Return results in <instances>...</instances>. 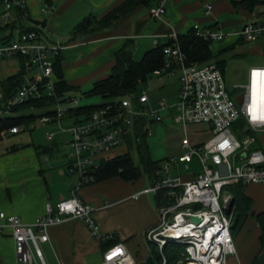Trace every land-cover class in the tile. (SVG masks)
Wrapping results in <instances>:
<instances>
[{
	"label": "built area",
	"instance_id": "2783aa9c",
	"mask_svg": "<svg viewBox=\"0 0 264 264\" xmlns=\"http://www.w3.org/2000/svg\"><path fill=\"white\" fill-rule=\"evenodd\" d=\"M24 3L25 0H1L2 20L10 21L12 8L24 6ZM211 9V3H206V12ZM164 12V3L150 9L151 15L156 18ZM193 28L197 35L211 41L221 40L226 35L215 26L195 25ZM238 34L246 41L258 40L264 36V22L249 20ZM169 41L164 43V64L153 74H172L178 70V86L172 101L166 95L153 101L148 91L140 88L107 101L89 113L70 116L67 110L80 104L78 98L66 96L55 103L51 113H42L39 121L57 122L62 130L67 129L62 124L64 117L72 121L68 127L70 151L67 169L78 175L77 186L93 182V172L101 161L118 155L117 148L124 147V153L135 152L137 128L144 123L143 119L142 128L147 136L152 133L151 125L165 117L180 123L184 131L181 140L183 152L160 162L155 170L156 177L141 190L160 193L163 201L158 205L159 223L147 232V240L161 249L168 243L184 245L185 257L181 262L185 264H227V256L236 252L232 231L235 203L232 192L224 187L234 183L264 182V149L258 145L256 136L257 131L264 130V104L255 106L251 103L253 72L264 70V66L250 68L246 90L235 96L228 88L223 68L217 61H189L178 34H171ZM65 48L67 45L61 42L43 40L40 25L21 30L11 40L0 43V58L23 56L27 69H40L3 101L0 117L16 114L14 107L29 99L56 94L55 61ZM0 99H3L1 89ZM63 101L70 102L65 109L60 108ZM161 110H166L167 114L162 116ZM240 119H244V123ZM200 123L208 125L211 131L206 141H194L189 135L188 125ZM29 127L32 128V124ZM19 131L20 126L15 125L2 133ZM53 136L54 132L49 131L48 138L53 140ZM193 158L201 163V171L191 173L187 178L181 176L177 164L183 162L188 167ZM173 165L175 169H172ZM93 211L92 204L85 202L74 191L70 197L60 199L55 205L48 203L45 213L33 223L0 211V226H11L20 261L47 264L40 243L49 240V229L53 225L79 217L85 220L94 236L103 237ZM191 215L201 217V221H194ZM133 263L125 243L118 241L106 247L101 264Z\"/></svg>",
	"mask_w": 264,
	"mask_h": 264
},
{
	"label": "crops",
	"instance_id": "0c3cea01",
	"mask_svg": "<svg viewBox=\"0 0 264 264\" xmlns=\"http://www.w3.org/2000/svg\"><path fill=\"white\" fill-rule=\"evenodd\" d=\"M123 1L25 0L24 6L12 8V17L6 22L1 18L0 5V23L10 22L5 34L12 32L14 37L21 30L40 25L43 40L66 44L60 61L63 79L77 90L107 76L115 62V51L126 42L134 57L140 59L149 48L168 42L171 34H185L199 25L217 27L226 34L223 40L233 46L241 40L238 32L247 21L264 22V0H258L253 11L234 0H155L152 6L140 5L109 27L73 34L86 16L101 17ZM208 2L212 5L209 13ZM162 3L165 12L153 17L150 9ZM22 70L20 57L0 58V82ZM35 73L26 68L24 81ZM6 133L0 135V211L33 223L45 213L48 203L55 205L75 191L94 207L93 217L103 235L94 236L79 217L51 226L49 240L40 243L47 264H101L106 235L125 243L133 264L145 262L150 252L147 232L159 223L160 212L154 193L141 192L147 186L139 177L114 175L77 186L79 177L68 171V160L57 152L58 143L7 145ZM242 193L245 198L232 229L236 252L227 256V264H264L263 227L258 219V213L264 211V182L245 184ZM0 264H28L17 258L12 228L7 224L0 226Z\"/></svg>",
	"mask_w": 264,
	"mask_h": 264
},
{
	"label": "trees",
	"instance_id": "16d2710c",
	"mask_svg": "<svg viewBox=\"0 0 264 264\" xmlns=\"http://www.w3.org/2000/svg\"><path fill=\"white\" fill-rule=\"evenodd\" d=\"M154 1L155 0H125L101 17L88 15L75 26L73 34H88L109 27L138 6H152ZM234 2L244 3L251 11H253L255 6L259 3L258 0H234ZM10 26V22L5 24L0 23V43L7 42L14 37L12 32L5 34V31L10 28ZM178 39L182 49L187 53L189 61L205 62L215 60L222 68L225 64V59L219 56L232 47H226L214 54L211 49L212 41L197 35L194 28L185 34H178ZM241 39L244 40L243 38ZM169 42L170 41L166 43ZM163 49L164 43L157 44L146 50L140 59H136L129 42H126L115 51V62L110 73L103 78L95 80L90 88L84 90L86 95L100 94L107 100L97 104L79 105L75 108H69L67 114L73 116L80 113H89L107 101L116 99L121 95L138 91L140 89V84L146 81L154 70L160 68L164 64L166 57ZM61 57V54L58 55L55 61V70L58 76V79L56 78L55 81L56 94L43 98H32L15 106L14 110L16 114L0 117V135L3 130H7L15 125L25 124L29 127L30 123L33 122L35 118L42 113H51L53 110L52 106L55 105L58 100L65 99L71 90L76 89L75 86L67 83L63 79V72L60 64ZM20 59L23 70L0 82V89L3 92V99H0V109L2 108L3 101L15 93L24 81L26 72L24 57L20 56ZM34 108H45V111L38 113L33 112ZM143 122L145 123V119H143ZM240 122L244 123V119H240ZM144 123H140L137 128L136 158H133L131 153L126 152L118 154L110 160L101 161L98 168L93 172V181L105 179L114 175H122L126 179H136L141 175V167L147 171L151 181L156 177L155 170L159 166V160L151 156L148 136L142 128ZM129 142L132 144L131 138ZM243 186L244 185L241 183H234L224 187L234 195L236 217L234 221L238 220L239 209L242 205L241 200L245 198L242 193ZM155 196L157 205L161 204L163 201L160 198V193ZM258 219L263 227L262 239L264 240V211L258 213ZM115 242H118V238L108 237L102 243L103 248L106 249L108 245ZM184 249V245L178 243H168L161 249L156 243L149 242V256L143 264H164V260L165 264H180L179 259Z\"/></svg>",
	"mask_w": 264,
	"mask_h": 264
},
{
	"label": "rangeland",
	"instance_id": "374dc122",
	"mask_svg": "<svg viewBox=\"0 0 264 264\" xmlns=\"http://www.w3.org/2000/svg\"><path fill=\"white\" fill-rule=\"evenodd\" d=\"M223 39L212 41L211 49L214 54L226 48L228 45H232L228 44ZM219 57L225 59L223 71L226 84L230 91L235 96H237L246 90L245 85H247L249 80L250 67L264 66V36L258 41L246 42L242 39L236 41L230 49L224 51ZM35 71L38 72L40 69L37 68ZM177 77L178 70L172 74L163 73L157 75L151 73L147 80L140 84V88L146 89L153 101L155 98L160 97L161 95H166L169 97V100L172 101L178 85ZM92 84L93 82H89L77 90L73 89L67 94V96L78 98V104L80 105L97 104L106 101L107 99L100 94L86 95L84 93V90L90 88ZM69 105V101H63L60 104V108L65 109ZM44 110L45 108H34L33 112L38 113ZM160 114L165 116L167 112L166 110H161ZM30 124H32V128L27 127L25 124H21L19 125V132L6 133L4 139L7 141V145L15 142L29 143L32 141L36 144L41 143L44 145H49L56 142L58 143L57 152L62 158L68 160L67 154L70 151L68 146L70 130L68 127H70L72 124V121L68 117H64L62 120V124L67 128L66 130L60 129L57 122L41 123L39 121V116L35 118V120ZM188 129L189 135L194 141H206L211 136V131L208 125L204 123L189 124ZM151 130L152 133L148 136L149 150L151 156L154 159L159 160V163L163 162L166 158L178 156L183 152L184 149L181 147V140L184 135V131L183 126L180 123L173 121L171 118L165 117L162 121L154 122L151 125ZM49 131L54 132L53 140L48 138ZM256 136L259 139L258 145L264 149V130L257 131ZM125 151L126 150L124 147H119L116 150V152L119 153H124ZM128 152L131 153L133 158H136V153L134 151ZM237 163L239 164L240 162ZM176 167L179 170V174L185 178H187L191 173H198L202 169V165L197 158H193V160L188 163V167L183 162L178 163ZM172 169H175L174 165ZM70 174L76 177L78 176L76 173ZM120 176L124 178L122 175ZM138 179L140 182H142L143 186L150 185L149 175L143 167H141V175ZM153 196H155V193ZM154 200H156L155 197ZM181 253L182 254L179 259L180 264L185 263L184 261L181 262V260L185 257L184 251Z\"/></svg>",
	"mask_w": 264,
	"mask_h": 264
},
{
	"label": "bare ground",
	"instance_id": "6f19581e",
	"mask_svg": "<svg viewBox=\"0 0 264 264\" xmlns=\"http://www.w3.org/2000/svg\"><path fill=\"white\" fill-rule=\"evenodd\" d=\"M251 94V103L253 105L264 104V70H256L253 72Z\"/></svg>",
	"mask_w": 264,
	"mask_h": 264
},
{
	"label": "water",
	"instance_id": "95a60500",
	"mask_svg": "<svg viewBox=\"0 0 264 264\" xmlns=\"http://www.w3.org/2000/svg\"><path fill=\"white\" fill-rule=\"evenodd\" d=\"M191 218L196 221V222H200L201 221V217L197 216V215H191Z\"/></svg>",
	"mask_w": 264,
	"mask_h": 264
}]
</instances>
